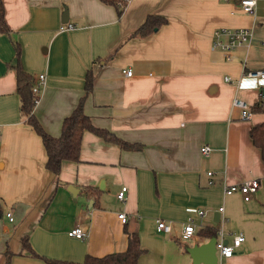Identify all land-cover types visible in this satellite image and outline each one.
Segmentation results:
<instances>
[{
    "label": "crops",
    "instance_id": "0c3cea01",
    "mask_svg": "<svg viewBox=\"0 0 264 264\" xmlns=\"http://www.w3.org/2000/svg\"><path fill=\"white\" fill-rule=\"evenodd\" d=\"M2 1L10 31L0 30V264L83 262L125 251L128 231L137 232L145 250L137 264H209L195 263L189 251L213 238L208 228H222L229 242L244 236L233 256L217 251L215 264H264V183L250 201L239 191L224 193L225 185L264 178L262 153L250 135L264 122V107L252 109L264 102V78L247 75L264 69V0H257L255 14L244 12L241 0H129L122 14L102 0ZM66 8L75 27L60 30ZM152 14L166 22L133 36ZM222 27L249 28L253 39L227 59L213 47ZM17 65L34 83L46 75L34 114L48 134H61L84 97L95 126L142 148L85 131L80 160L64 161L56 176L46 165L42 136L23 113ZM89 71L94 81L86 95ZM236 97L248 102L251 117L233 106ZM191 217L199 226L185 240L181 230ZM158 219L173 231H159ZM76 226L85 238L68 234Z\"/></svg>",
    "mask_w": 264,
    "mask_h": 264
},
{
    "label": "trees",
    "instance_id": "16d2710c",
    "mask_svg": "<svg viewBox=\"0 0 264 264\" xmlns=\"http://www.w3.org/2000/svg\"><path fill=\"white\" fill-rule=\"evenodd\" d=\"M106 3H111L117 7L119 14H122L127 6L128 0H102ZM166 22V18L161 15H149L145 22L133 33V36H143L158 29ZM0 30L9 32L10 29L5 19V7L3 1L0 0ZM17 54L20 53L21 47L15 43ZM16 79L18 83V90L23 101V113L28 116V122L40 133L47 149L48 159L47 167L59 176L64 161H79L80 151L82 146V137L85 131H91L95 134L105 138L108 141H113L120 144L126 149H140L141 145L127 142L120 139L113 132L100 128L94 125L91 117L84 110L85 98H81L74 111L67 116L62 125V132L59 136H52L48 134L35 117V98L36 94L33 92L34 79L31 73L25 71L20 65L16 67ZM94 73L89 71L86 81V95L93 89ZM264 102L256 103L252 108L253 111H262ZM251 138L254 144L261 150L262 158L264 160V122L256 123L250 130ZM2 206L0 204V215L2 214ZM218 229L208 228L205 234L211 237H218ZM128 247L125 251H118L109 253L104 256L88 255L83 262H73L60 259H47L52 264H137L139 256L145 251L140 244V239L136 231H128ZM23 245L33 253H36L32 248L28 238H23Z\"/></svg>",
    "mask_w": 264,
    "mask_h": 264
},
{
    "label": "built area",
    "instance_id": "2783aa9c",
    "mask_svg": "<svg viewBox=\"0 0 264 264\" xmlns=\"http://www.w3.org/2000/svg\"><path fill=\"white\" fill-rule=\"evenodd\" d=\"M129 1V0H128ZM241 9L249 14H255L256 7H257V0H241L240 1ZM75 25L73 23L67 22L60 25V30L72 29ZM253 39L252 31L249 28H228L222 27L214 32V40H213V47H218L223 51L224 57L230 59V53L232 50L237 48L238 46H242L244 44H249ZM125 73L129 76L132 75V70L128 69L125 70ZM248 76L252 77H263L264 78V69L263 70H256L250 71L247 73ZM46 84V75L45 73H41L38 75L37 80L33 84V92L36 94L35 103H37L40 99L42 89ZM264 97V95H263ZM233 106L241 109V114L243 118L251 117V107L248 102L240 97H236L233 100ZM211 148L208 145L202 147V152L208 154ZM209 184H215L214 179V172H208ZM264 183V178H248L241 183L233 184V185H225L224 186V193L225 194H232L234 192H241L243 197L246 201H250L253 195L259 190V188ZM127 192V186H123L122 189L118 193V198L120 200H125ZM218 211L223 212L224 206H220ZM199 216H204L206 214L205 209L198 210ZM8 218L12 221L13 215L12 212L7 213ZM119 218L123 221H127L126 213H119ZM220 222V221H219ZM199 224L196 222L194 217L188 219L185 222L182 230H181V238L185 240L193 239L196 236L197 228ZM157 229L162 232L171 233L173 231L172 224L167 222L164 219L157 220ZM219 238H217L216 242V249L221 257H231L234 255L236 248H238L242 241L244 240L243 235H237L233 238L232 242L224 240V232L222 228H219ZM68 234L70 236L76 238H85L86 232L83 230L82 227L76 226L69 230Z\"/></svg>",
    "mask_w": 264,
    "mask_h": 264
},
{
    "label": "water",
    "instance_id": "95a60500",
    "mask_svg": "<svg viewBox=\"0 0 264 264\" xmlns=\"http://www.w3.org/2000/svg\"><path fill=\"white\" fill-rule=\"evenodd\" d=\"M62 21L63 22L69 21V12H68L67 8L65 9V11L63 13ZM69 190L75 194V191L77 190V188L74 187L73 185H71L69 187ZM220 217H221L220 211H216L214 220L216 222H219ZM216 242H217V237H213L208 242H206L202 245L191 247L189 251H190L191 255L193 256L194 262L199 263L201 261H204V262H207L209 264H215L217 262V259H218Z\"/></svg>",
    "mask_w": 264,
    "mask_h": 264
}]
</instances>
